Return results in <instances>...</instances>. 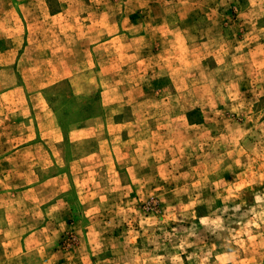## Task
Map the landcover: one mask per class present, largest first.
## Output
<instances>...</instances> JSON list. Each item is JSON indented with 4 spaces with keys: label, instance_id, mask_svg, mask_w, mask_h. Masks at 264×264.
<instances>
[{
    "label": "rangeland",
    "instance_id": "obj_1",
    "mask_svg": "<svg viewBox=\"0 0 264 264\" xmlns=\"http://www.w3.org/2000/svg\"><path fill=\"white\" fill-rule=\"evenodd\" d=\"M0 264H264V0H0Z\"/></svg>",
    "mask_w": 264,
    "mask_h": 264
},
{
    "label": "crops",
    "instance_id": "obj_2",
    "mask_svg": "<svg viewBox=\"0 0 264 264\" xmlns=\"http://www.w3.org/2000/svg\"><path fill=\"white\" fill-rule=\"evenodd\" d=\"M117 39V37H114V38H112L110 41H115ZM7 54L8 53H6V54H3V56H7ZM77 86V88H79V84H77L76 85ZM82 87V86H81ZM106 94H108L109 92H110V90H106V91H104ZM12 93V92H11ZM78 93H80V91H78ZM35 97L38 99L39 98V95L38 94H36L35 95ZM46 105H47V103L46 102H44ZM114 103H116V102H105L103 105L104 106H111V105H114ZM36 107V106H35ZM34 109V108H33ZM93 120L92 121H94V119L95 118H92ZM115 124V123H114ZM86 132V129H75L74 131H72L71 133H70V135L72 136V135H78V134H83V133H85Z\"/></svg>",
    "mask_w": 264,
    "mask_h": 264
}]
</instances>
